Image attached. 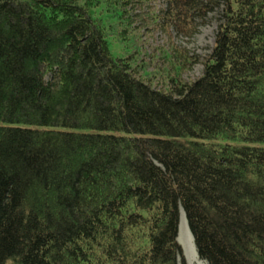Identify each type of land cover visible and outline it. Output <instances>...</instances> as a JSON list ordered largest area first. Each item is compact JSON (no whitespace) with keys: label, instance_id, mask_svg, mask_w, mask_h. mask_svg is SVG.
<instances>
[{"label":"trees","instance_id":"16d2710c","mask_svg":"<svg viewBox=\"0 0 264 264\" xmlns=\"http://www.w3.org/2000/svg\"><path fill=\"white\" fill-rule=\"evenodd\" d=\"M148 1L0 0V264H185L180 209L207 264H264V0H223L194 80L138 34L217 2Z\"/></svg>","mask_w":264,"mask_h":264},{"label":"rangeland","instance_id":"374dc122","mask_svg":"<svg viewBox=\"0 0 264 264\" xmlns=\"http://www.w3.org/2000/svg\"><path fill=\"white\" fill-rule=\"evenodd\" d=\"M214 1L217 2L216 7L206 15L204 22L199 24L198 31L191 37L178 35L173 29L169 30L168 33L163 32L159 28H154V24H151V21L149 20L151 26H145L147 28L149 27V29H141L138 34L139 52H141L140 58L145 59L146 62L149 63V71H152L156 65H163L162 52L165 49H169L171 52L172 44L177 48H184L189 56L199 57V61L194 63L188 71L181 73L182 78L184 80H194L201 75L203 64L200 61L211 53L214 37L218 25L221 22L220 16L224 7L223 0ZM164 7V0H150L140 9V12L143 14V12H146L149 8H155L154 12L160 13L159 10L164 9ZM131 14H134V12L132 11ZM146 19V15H141V18L136 17L134 19V24L140 25ZM110 48L114 54L120 53L119 45L117 43H111ZM140 58L138 56L139 62ZM159 86L160 85L157 87ZM179 219L181 220V215ZM179 224L180 223H178L177 243L181 248L185 264H207L204 260L199 258L198 254L197 256L194 254L192 243L187 234L188 232L185 229H181Z\"/></svg>","mask_w":264,"mask_h":264},{"label":"bare ground","instance_id":"6f19581e","mask_svg":"<svg viewBox=\"0 0 264 264\" xmlns=\"http://www.w3.org/2000/svg\"><path fill=\"white\" fill-rule=\"evenodd\" d=\"M180 215H181V220L179 219V225L181 226V229H185L188 233V235H189V239H190V242L192 243V248L194 249V254L197 256V253H196V251H195V247H194V243H193V238H192V235H191V233H190V231H189V229H188V226H187V222H186V219H185V216H184V212L180 209ZM179 218H180V216H179ZM179 228V227H178Z\"/></svg>","mask_w":264,"mask_h":264}]
</instances>
